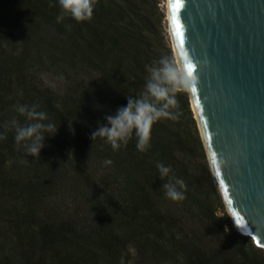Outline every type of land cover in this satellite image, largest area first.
Masks as SVG:
<instances>
[{
  "label": "trees",
  "instance_id": "1",
  "mask_svg": "<svg viewBox=\"0 0 264 264\" xmlns=\"http://www.w3.org/2000/svg\"><path fill=\"white\" fill-rule=\"evenodd\" d=\"M51 3L57 6L50 7V0H0V110L8 107L13 112L17 105L35 104L38 111L48 114L47 122L57 127L56 135L51 136L54 141L44 142L48 151L42 148L38 158L27 156L26 149L12 141L14 130L7 131L6 139L0 140V152L14 151L17 160H28L26 165L35 167L36 173L44 162L55 170L60 165L58 158L64 161L67 166L62 167L63 177L57 176L55 182L59 186L66 184L64 191L74 199L90 202L93 223L87 232H81L71 221L35 224L31 240L25 238L19 247L23 264H114L123 247L135 239L153 257L173 256L183 238L174 232L180 226L188 231L187 227L195 228L196 224H202L201 230L207 231L211 242L219 243L233 256L227 264H262L260 250L250 238L234 230L225 212L188 93L176 94L177 107L171 110L179 113L177 120L161 118L153 123L151 147L146 152L137 150L135 136L126 147L113 151L104 138L92 141L90 134L82 132V118H89L95 129L106 124V115L127 105L126 96H139L144 90L150 67L161 57H172L170 48L165 49V54L157 49L162 45L158 32L162 15L157 0H97L90 21L77 22L66 17L59 23L58 0ZM2 45L7 47L5 52ZM43 66L49 70L55 67L75 84L76 105L80 108L77 112L60 109L47 98L34 99L29 93H7V88L27 91L34 70ZM3 117L2 113L1 122ZM17 118L20 124L28 123L18 112ZM73 126L78 130H72ZM68 143L77 144L81 159L94 161L99 172L89 173L80 163L76 164L78 160L64 158L63 144ZM105 160L112 163L105 165ZM158 162L171 166L169 178L184 180L185 187L179 190L185 199L172 201L165 196L162 185L169 178L160 179ZM34 175L23 180L4 179L2 188L26 197H38L40 193L45 200L54 190L50 191L46 184H36ZM91 177L108 187L110 193L97 188ZM201 178L209 187L211 199L200 190ZM52 197L55 195L47 198ZM61 209L67 213L70 206L64 202ZM219 210L225 213L223 217L217 216ZM20 220L23 217L15 219L21 226ZM120 227L127 234L121 236ZM196 249L184 264L210 262L203 250Z\"/></svg>",
  "mask_w": 264,
  "mask_h": 264
},
{
  "label": "water",
  "instance_id": "2",
  "mask_svg": "<svg viewBox=\"0 0 264 264\" xmlns=\"http://www.w3.org/2000/svg\"><path fill=\"white\" fill-rule=\"evenodd\" d=\"M170 9L227 213L264 250V0H170Z\"/></svg>",
  "mask_w": 264,
  "mask_h": 264
},
{
  "label": "rangeland",
  "instance_id": "3",
  "mask_svg": "<svg viewBox=\"0 0 264 264\" xmlns=\"http://www.w3.org/2000/svg\"><path fill=\"white\" fill-rule=\"evenodd\" d=\"M157 2L158 12L162 15L160 26L158 27L162 45L158 46L157 49L162 54H165V49L170 48L172 57L174 58L171 36L169 34V25L167 21V0H157ZM6 49L7 47L2 45V51L5 52ZM54 68L55 67L49 70L46 66H43L41 68L35 69L34 74L32 75V81L30 80L26 85L27 91H24L20 88H17L15 91L12 88H7V93L13 92L12 94L19 96H24L25 94L29 93L33 95L34 99H39L40 97L45 99L47 98L50 103L51 101L53 104L56 103L60 109L65 108L68 112H77L80 108H78L76 105L77 96L74 92L77 90V88L75 87V84H71L67 77L63 76L61 73H58L59 71H56ZM36 89L39 90L35 91ZM10 97H12L11 94ZM18 98L22 100L21 97ZM66 102H70L71 104L67 105ZM0 111V117L2 116V113L4 115L3 121H0V133H2L3 130L5 131L4 125L6 122L11 121L13 118L18 120V118L16 108L13 109V112H11L8 107H4ZM11 115H14V117L11 118ZM65 121L67 122V119L64 118V122ZM81 121L84 123L82 125V132L91 135L95 128L89 118H82ZM29 122L30 121H28V123ZM45 123H48L47 120ZM94 124L98 125V123L95 122ZM77 128L78 127L73 126L72 130H78ZM52 134V132H46L44 142L54 141V137L51 136H55L56 132L53 135ZM55 140H57V138ZM132 140L133 138L129 141ZM12 141L16 143L18 147L25 149L23 143L18 144L15 141L14 136ZM63 146L65 151L64 158H72L71 162L78 160L76 164L80 163L83 167L88 169L89 173L93 174L99 172L98 170L100 167L94 161L90 162V160L88 161V158L86 157L81 159V156L77 151V144L68 143L63 144ZM48 149L49 146L47 145L45 150L48 151ZM58 161L60 165L57 169L54 170L51 166L47 167V162H44V164L41 165L39 172L36 173L34 172L35 167L28 166L26 163H21V161L17 160L16 153L14 151L5 150L0 152V264L24 263L22 256H19L18 253L20 251L19 247L21 243H24L25 238L30 239L29 236H31V233H33L31 229L35 230V224L56 225L57 222L71 221L73 222V225H75L81 232H87L91 229L93 223V209L90 202H82V200L74 199L71 195H69V193L64 191L66 184L63 183L59 186L57 182H55L57 181V176L63 177L62 175L64 172L62 167L67 166L66 163L61 159L58 158ZM32 175L37 177L34 178V182L36 184L40 182L43 185L46 184L49 186L50 191L54 190L52 193H49L47 197L51 194H54L55 197H46L44 200L43 196H40V193L38 194V197H26L24 194L20 195L17 192L12 193L2 188L3 186L1 182H4V179L6 181H11L15 177L18 180H23ZM90 181L95 182L96 187L101 188L105 194L110 193V189L108 187H104V185H100V182H96V179L91 177ZM200 184V190L206 195L209 194V198L211 199L212 195L209 193V187L202 178ZM98 195L102 198L100 194H97V196ZM64 202L66 203V206H70V210L67 213L61 209V204ZM223 205H225V203ZM225 212L228 215L226 208ZM224 214L225 213H223L221 210L217 211L218 217H223ZM22 217L23 220L20 221L23 225L20 226L18 222L15 221V219L18 220ZM192 226H194V224ZM182 228L180 226L178 228L179 230L174 232L177 236L182 234L183 238L181 240V246L177 249V253L173 256L163 255L162 258L153 257L150 252H145L142 248L143 244L137 243L138 241L135 239L123 247V250L119 255V260H117L114 264H184L186 258H189L188 256L194 255L197 250L196 248H200L204 253H206L205 257L210 260V262L208 261V264H227V261L233 258V256H230V253L227 249L223 250L221 248L219 243L211 242L207 231L201 230L202 224L201 227L197 224L195 225V228L187 227L188 231L185 227L182 226ZM25 230L28 231L25 232ZM118 232H120V235L122 236L126 233V229H123L122 227ZM240 235L245 238H250L243 234ZM35 236L38 237L39 234L36 232ZM38 240L40 241L41 237H39ZM249 240L254 244L251 238ZM254 246L260 250L259 259L261 260L262 264H264V250L257 247L255 244Z\"/></svg>",
  "mask_w": 264,
  "mask_h": 264
},
{
  "label": "clouds",
  "instance_id": "4",
  "mask_svg": "<svg viewBox=\"0 0 264 264\" xmlns=\"http://www.w3.org/2000/svg\"><path fill=\"white\" fill-rule=\"evenodd\" d=\"M97 0H58L59 15L57 22L70 17L77 22L90 21L93 17ZM50 7H56L51 3ZM196 86L194 76L188 75L180 67L176 60L170 56L161 57L149 69L146 77L144 90L139 96H126L127 105L120 106L111 115H106V124L100 125L92 131L90 139L104 138L111 145L113 151L126 147L129 140L135 136L136 148L140 152H146L151 147L150 133L154 122L161 118L177 120L179 113L171 109L177 107L176 94L178 92H190ZM38 105H17L16 111L24 115L29 123L20 124L16 118L6 122L5 132L0 133V140L6 139V133L14 130L15 141L23 143L26 155L39 157L42 148L45 147V133L56 132L55 124L49 122L48 114L45 111H38ZM52 134V135H53ZM28 163V160H24ZM111 160H105V165H110ZM160 179L169 178L172 172L171 166L162 162L156 164ZM179 186V188H178ZM164 194L172 201L185 199L184 192L179 190L185 187L183 179L172 176L167 183L162 185Z\"/></svg>",
  "mask_w": 264,
  "mask_h": 264
},
{
  "label": "bare ground",
  "instance_id": "5",
  "mask_svg": "<svg viewBox=\"0 0 264 264\" xmlns=\"http://www.w3.org/2000/svg\"><path fill=\"white\" fill-rule=\"evenodd\" d=\"M167 21H168V25H169V34L171 36V43H172V49H173L174 58H175L177 64L180 67H182V64H181V61H180V58H179V54H178V51H177L175 39H174L173 32H172L170 0H167ZM188 95H189V98H190L191 109H192L194 117H195V119L197 121L198 128H199V131H200V136H201V138L203 140V143L205 145V148H206V151H207V155H208V158H209V162H210V165H211V169H212V171L214 173V178H215L216 185H217L216 186L217 191H218L220 197L224 201L223 204L225 203V205H224L225 208L229 210L228 205L226 203V200L224 198L223 192H222V188H221V185H220V182H219L215 167H214L213 159H212V156H211L210 148H209V145H208V141H207V137H206V134H205V130H204V126H203V123H202V119H201V115H200L199 109L197 107V104H196V101H195V98L193 96L192 91L188 92Z\"/></svg>",
  "mask_w": 264,
  "mask_h": 264
},
{
  "label": "snow or ice",
  "instance_id": "6",
  "mask_svg": "<svg viewBox=\"0 0 264 264\" xmlns=\"http://www.w3.org/2000/svg\"><path fill=\"white\" fill-rule=\"evenodd\" d=\"M177 3H179V0H177ZM171 23L173 24V34H174V35H180V33H179V31H178L179 25L177 24V22H176V20H175V17H173ZM178 46H182V42H181V44L178 45ZM182 55H183V53H182ZM187 69H188V70H187L188 75L191 76V75H192V71H193L194 69L192 68V66H191L190 64L187 66ZM191 91L193 92V94H195L196 89L193 88ZM197 107L199 108V102H198V101H197Z\"/></svg>",
  "mask_w": 264,
  "mask_h": 264
}]
</instances>
